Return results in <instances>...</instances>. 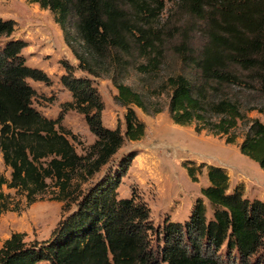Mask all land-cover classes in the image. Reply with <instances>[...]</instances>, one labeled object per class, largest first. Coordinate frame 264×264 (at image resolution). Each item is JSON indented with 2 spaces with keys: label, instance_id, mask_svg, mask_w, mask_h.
I'll return each instance as SVG.
<instances>
[{
  "label": "trees",
  "instance_id": "16d2710c",
  "mask_svg": "<svg viewBox=\"0 0 264 264\" xmlns=\"http://www.w3.org/2000/svg\"><path fill=\"white\" fill-rule=\"evenodd\" d=\"M27 1L51 11L82 71L111 76L127 110L124 131L105 126L91 79L63 76L73 97L65 107L84 114L97 136L95 160L86 162L61 131L63 116L49 118L34 106L28 79L45 81L47 74L27 63L13 20L0 16V152L11 167L10 178L0 174V201L7 200L5 186L34 201L48 178L64 192L72 172L94 174L112 164L53 237L27 243L14 233L0 264H264V200L249 197L243 182L231 186L226 167L186 160L191 179L205 169L208 184L184 220L157 227L142 197L118 194L136 151L114 159L127 140L146 134L136 105L148 115L167 109L176 124L238 144L264 170V0ZM172 12L191 24L165 29L163 17ZM175 34L182 39L172 43ZM169 51L175 62L166 61ZM131 71L145 77L144 91L125 82Z\"/></svg>",
  "mask_w": 264,
  "mask_h": 264
},
{
  "label": "rangeland",
  "instance_id": "374dc122",
  "mask_svg": "<svg viewBox=\"0 0 264 264\" xmlns=\"http://www.w3.org/2000/svg\"><path fill=\"white\" fill-rule=\"evenodd\" d=\"M0 16L12 19L15 24L13 36L21 38L25 46L22 54L27 63L43 70L47 80L28 79L35 89L34 106L45 116L56 119L62 117L61 131L70 138L78 154L86 162L95 160L92 145L97 140L84 114L65 107L72 101V93L63 83V76L74 72L91 79L104 101L102 123L105 126L125 129L127 108L117 100L118 89L110 75L95 77L79 68L78 60L64 40L60 26L50 10L38 3L27 0H0ZM165 29L182 24L189 26L191 19L181 12H172L163 17ZM4 38H0L3 40ZM172 43L182 37L176 35ZM195 40V39H194ZM196 49L202 41H193ZM169 51L166 61L171 60ZM167 72L162 71L165 75ZM145 77L131 71L125 82L135 89L143 90ZM144 91V90H143ZM138 116L146 123V134L139 141L125 142L120 152L136 151L134 159L126 170L118 186L119 197L134 194L142 197L150 207V218L158 227L165 219L184 220L194 201L201 195V188L208 184L204 169L193 181L184 165L186 160L197 163L207 162L222 165L229 171L231 186L243 182L247 195L264 200V170L259 163L241 153L238 144H228L207 131L198 133L194 125H179L171 119L168 110L148 115L132 105ZM112 164L103 166L94 174L72 172L68 191H61L56 180L48 178V187L34 201L23 190L4 187L7 200L0 201V249L14 233H21L27 243H44L53 237L54 231L77 208L79 200L97 181L104 176ZM0 174L11 177V167L7 166L0 152ZM69 192V193H67ZM38 264H52L48 260ZM165 264V263H162Z\"/></svg>",
  "mask_w": 264,
  "mask_h": 264
}]
</instances>
